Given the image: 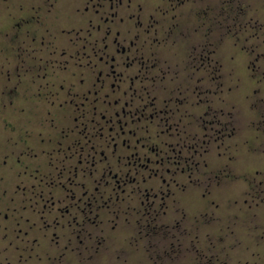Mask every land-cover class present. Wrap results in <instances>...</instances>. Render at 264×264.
I'll return each instance as SVG.
<instances>
[{"label": "flooded vegetation", "instance_id": "1", "mask_svg": "<svg viewBox=\"0 0 264 264\" xmlns=\"http://www.w3.org/2000/svg\"><path fill=\"white\" fill-rule=\"evenodd\" d=\"M262 46L252 0H0V264H229Z\"/></svg>", "mask_w": 264, "mask_h": 264}, {"label": "rangeland", "instance_id": "2", "mask_svg": "<svg viewBox=\"0 0 264 264\" xmlns=\"http://www.w3.org/2000/svg\"><path fill=\"white\" fill-rule=\"evenodd\" d=\"M252 11L253 14L257 13L259 17H264V0H252ZM260 52H264V47L262 46L261 48H258ZM260 165L257 167L259 169L264 168V160L260 161ZM264 170V169H263ZM253 222H250L251 226L249 227H243L240 229V233H244L247 235V240H244V242L241 246H237L236 250L232 252L231 258L228 259L229 264H242L244 263L247 259H251V264H264V212H261L259 216L256 218H252ZM258 221V222H257ZM261 225L260 229H256L254 226L255 225ZM251 232L252 236L248 233ZM251 237V238H249ZM247 244H250L252 246V252L249 253V251H246L244 246ZM251 253L255 254L252 255Z\"/></svg>", "mask_w": 264, "mask_h": 264}]
</instances>
